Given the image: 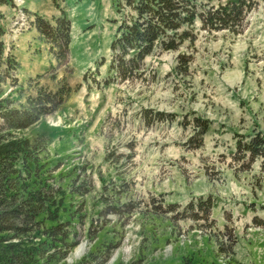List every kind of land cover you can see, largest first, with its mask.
<instances>
[{
    "label": "rangeland",
    "instance_id": "374dc122",
    "mask_svg": "<svg viewBox=\"0 0 264 264\" xmlns=\"http://www.w3.org/2000/svg\"><path fill=\"white\" fill-rule=\"evenodd\" d=\"M228 1L184 0L197 16L176 48L124 78L111 47L137 14L124 0H0V141L22 143L0 182L40 197L23 235L33 264H264V153L242 149L264 141V0L209 24ZM57 16L62 58L35 26ZM12 109L46 112L7 128Z\"/></svg>",
    "mask_w": 264,
    "mask_h": 264
},
{
    "label": "trees",
    "instance_id": "16d2710c",
    "mask_svg": "<svg viewBox=\"0 0 264 264\" xmlns=\"http://www.w3.org/2000/svg\"><path fill=\"white\" fill-rule=\"evenodd\" d=\"M124 1L137 14L130 22L125 21L121 27L120 35L113 40L111 47L115 50L112 56L113 68L118 75L121 74L127 78L133 70L139 68L144 57L153 52L158 45L163 50L176 48V38L174 37L176 30L182 24L194 21L197 12L185 6L184 0ZM118 2L121 0H115V3ZM247 9H250V2L230 0L220 5L215 11L207 10L205 15L210 14L209 24L219 28H230L234 21L243 18V13ZM62 22L68 24V20L62 16L55 17L53 21L38 17L35 22L38 31L47 39L49 44H52L50 50L55 53L57 58H62L68 53L69 26L62 24ZM169 31L174 32L173 36L165 38ZM184 36H187L186 31L182 33V37ZM2 47L3 44L2 46L0 44V53ZM43 110L37 114H29L28 109L20 112L17 109H12L5 112L3 117L7 123V128H21L35 121L38 114L39 116L44 114L46 110ZM25 113L30 116H25ZM203 128L204 125L202 124ZM263 142L260 136L255 135L250 138L249 142L243 144L242 149L248 150L252 154L254 151H258L257 154L264 153ZM21 152L22 143L20 141H0V174L4 172V167H6L4 165L7 161L4 159H15ZM12 189L13 187L8 186L7 183L0 182V234L5 232L17 234L15 241L4 239V236L0 237V264H33V259L38 255L40 248L38 245L35 247L24 241L23 235L34 229L33 225L44 208L43 205L35 203L39 201V195L34 193L28 198L18 197ZM56 225V222L49 225L47 231H53Z\"/></svg>",
    "mask_w": 264,
    "mask_h": 264
}]
</instances>
